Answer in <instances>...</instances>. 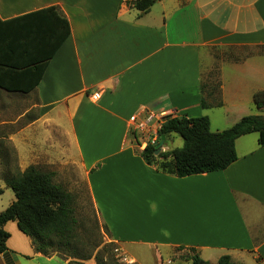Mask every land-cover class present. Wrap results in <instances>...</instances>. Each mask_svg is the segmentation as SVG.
Here are the masks:
<instances>
[{
    "label": "crops",
    "instance_id": "crops-1",
    "mask_svg": "<svg viewBox=\"0 0 264 264\" xmlns=\"http://www.w3.org/2000/svg\"><path fill=\"white\" fill-rule=\"evenodd\" d=\"M134 1L0 0L15 54L46 62L29 92L0 89L25 100L16 119L26 123L8 138L13 168L78 169L109 241L136 262L131 249L145 246L264 264L258 135L235 141L226 169L178 178L142 160L128 123L143 111L207 117L216 132L264 115L253 103L264 91V0H157L145 13ZM4 229L0 264H67L36 252L15 222Z\"/></svg>",
    "mask_w": 264,
    "mask_h": 264
},
{
    "label": "trees",
    "instance_id": "trees-1",
    "mask_svg": "<svg viewBox=\"0 0 264 264\" xmlns=\"http://www.w3.org/2000/svg\"><path fill=\"white\" fill-rule=\"evenodd\" d=\"M156 2L135 0L132 7L139 13H145ZM7 35L0 21V89L27 93L41 79L46 62L29 66L24 58L15 54H19V50ZM253 103L257 109L264 107V91L254 93ZM201 104L205 106L203 102ZM252 133L258 135V145L264 146V115L244 116L232 126L216 132L210 130L207 117L168 116L157 131L158 142L164 137L165 143L175 134L182 139V147L155 154L156 145L147 144L138 154L147 165L178 178L217 172L226 169L237 159L235 141ZM10 164L6 153L0 149V168L5 172L2 179L15 198L0 211V254L7 250L6 242L10 236L4 226L8 222H15L18 230L31 239L34 250L43 255L56 253L60 258L68 260L67 264H85L91 258L96 264H116L112 256L106 259L100 257L106 246L95 252L99 242L86 245L79 238L75 198L55 182L53 171L29 166L20 172L17 167L10 168ZM2 193L0 188V195ZM187 251L190 264H211L202 260L195 249ZM216 264L233 263L228 255H224Z\"/></svg>",
    "mask_w": 264,
    "mask_h": 264
},
{
    "label": "rangeland",
    "instance_id": "rangeland-1",
    "mask_svg": "<svg viewBox=\"0 0 264 264\" xmlns=\"http://www.w3.org/2000/svg\"><path fill=\"white\" fill-rule=\"evenodd\" d=\"M0 149L7 155V159L11 162V167L16 163V155L9 142V136L19 130L26 122L17 120L16 116L21 113L25 107V100L18 98H11L10 95H6L0 92ZM7 103V104H6ZM33 104V103H29ZM32 111V110H31ZM183 145L182 139L175 134H172L162 146V151L168 149L181 148ZM11 149V150H10ZM135 149L137 150L136 146ZM45 171H53L55 173L54 180L56 183L62 185L67 191L71 192L75 198V216L78 220V236L86 245H93L100 243L95 252L106 246L104 252H101V258H108L112 256L116 264H130L132 261L126 253H124L119 247L109 241V234L106 228L99 221L97 214L90 201L88 190L84 181V176L78 169L71 167H55L40 168ZM0 168V176L2 177L5 172ZM0 188L3 189V193L0 195V209L4 210L14 200V194L12 190L6 188L4 180H0ZM112 244V245H110ZM110 245V246H109ZM133 256H135L137 262L135 264H166L170 261V264H190L187 260V249L178 250L177 248L167 252L165 248L158 251L150 250L145 246H135L131 249ZM222 252L205 251L201 255V259L211 264H216L221 256H224ZM89 260H94L93 258Z\"/></svg>",
    "mask_w": 264,
    "mask_h": 264
},
{
    "label": "built area",
    "instance_id": "built-area-1",
    "mask_svg": "<svg viewBox=\"0 0 264 264\" xmlns=\"http://www.w3.org/2000/svg\"><path fill=\"white\" fill-rule=\"evenodd\" d=\"M97 96V94H94L93 98L96 99ZM168 116L171 115L166 113L155 114L153 112L143 111L137 115H132L128 119L129 134L131 135L133 143L138 151L143 150L147 144L157 145V131L164 119ZM129 262L130 264H135L134 260ZM160 264L163 263L160 262ZM166 264H170V261H167Z\"/></svg>",
    "mask_w": 264,
    "mask_h": 264
},
{
    "label": "water",
    "instance_id": "water-1",
    "mask_svg": "<svg viewBox=\"0 0 264 264\" xmlns=\"http://www.w3.org/2000/svg\"><path fill=\"white\" fill-rule=\"evenodd\" d=\"M163 143H164V137H161L160 141L156 145L155 154H158L160 151H162Z\"/></svg>",
    "mask_w": 264,
    "mask_h": 264
}]
</instances>
